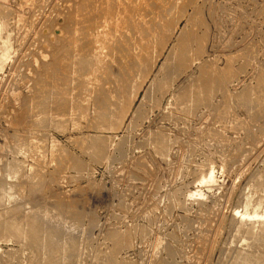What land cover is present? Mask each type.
Instances as JSON below:
<instances>
[{
  "label": "rangeland",
  "instance_id": "rangeland-1",
  "mask_svg": "<svg viewBox=\"0 0 264 264\" xmlns=\"http://www.w3.org/2000/svg\"><path fill=\"white\" fill-rule=\"evenodd\" d=\"M261 200L264 0H0V264L263 257Z\"/></svg>",
  "mask_w": 264,
  "mask_h": 264
},
{
  "label": "bare ground",
  "instance_id": "bare-ground-1",
  "mask_svg": "<svg viewBox=\"0 0 264 264\" xmlns=\"http://www.w3.org/2000/svg\"><path fill=\"white\" fill-rule=\"evenodd\" d=\"M2 27V26H1ZM100 33V32H99ZM117 122V121H116ZM214 173L211 172L206 178L202 179V183L204 182H214ZM206 184V183H205ZM208 184V183H207ZM212 187V186H211ZM200 193V192H199ZM11 194V193H10ZM193 196H195L193 194ZM193 199V198H192ZM247 204L244 207V210L242 212H237L236 215H240V224L244 225L245 222H248V220L255 221V223H249L247 226L248 232L251 234L257 233L258 226H264V200H261V202L258 205H253L251 201L246 202ZM261 207L263 208V211H261ZM21 221V220H20ZM19 222V221H18ZM247 224V223H246ZM3 224H0V241L4 240L6 237L5 235H10L13 232L15 234H18L19 231H22L21 228L16 225H5L3 228ZM240 228V227H239ZM24 232V231H23ZM44 234V233H43ZM25 236V235H24ZM9 238V237H8ZM25 238V237H24ZM13 239V238H12ZM26 241V240H25ZM2 242V241H1ZM247 243V242H246ZM264 247V246H263ZM244 249V248H243ZM259 253V252H258ZM255 254V253H254ZM233 264H264V256H260L258 254L253 255L252 253H248L246 255H242L241 253L238 254V258L236 259Z\"/></svg>",
  "mask_w": 264,
  "mask_h": 264
}]
</instances>
